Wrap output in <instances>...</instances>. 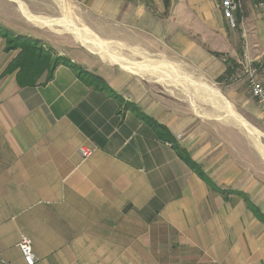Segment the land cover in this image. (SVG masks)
Instances as JSON below:
<instances>
[{
	"label": "crops",
	"instance_id": "0c3cea01",
	"mask_svg": "<svg viewBox=\"0 0 264 264\" xmlns=\"http://www.w3.org/2000/svg\"><path fill=\"white\" fill-rule=\"evenodd\" d=\"M221 1L171 0L167 9L164 0H0L1 26L39 39L43 48L58 46L57 58L101 78L118 95L86 83L64 63L45 82L49 59L35 66L24 55L9 71L20 50L6 51L0 35V264H23L22 234L31 238L38 264H138V258L153 256L139 243H152L156 227H175L180 242L197 236L217 242L221 212L228 231L232 205L243 200L211 191L127 105L165 125L215 183L238 189L248 172L234 162L227 140L148 79L156 76L159 83L165 74L137 73L97 57L72 31L28 21L20 6L71 22L77 5L83 28L116 55L152 65L182 61L217 80L233 112L263 129L250 89L222 78L229 61L239 65L247 56L263 67L264 78V12L255 0H242V20L234 29ZM40 73L36 84L18 81L21 74L35 81ZM82 149L90 154L83 157Z\"/></svg>",
	"mask_w": 264,
	"mask_h": 264
},
{
	"label": "rangeland",
	"instance_id": "374dc122",
	"mask_svg": "<svg viewBox=\"0 0 264 264\" xmlns=\"http://www.w3.org/2000/svg\"><path fill=\"white\" fill-rule=\"evenodd\" d=\"M71 19H73L71 22L83 28L84 25L80 23L81 13L77 5L73 8ZM61 28L57 27L58 33L63 31L60 30ZM72 35L75 38L77 37L73 33ZM88 35L90 34L88 33ZM45 46V54L47 57L50 55L51 60L46 58L43 64L47 59L53 63L57 58L55 54L60 48L58 46L57 49L51 48L49 44H45ZM38 47H43L41 41H39ZM110 50L113 51V49ZM117 51L121 54H126L123 50L118 49ZM95 55L100 57L98 54ZM131 58L130 60L135 62L138 60L144 62L146 60L137 56ZM170 61L173 62L170 65L168 63L161 65L162 71L154 70V73L165 74L167 79L159 83L156 82V76L148 79L153 81L155 88L158 87V89L166 91L172 102L179 101L184 104L187 111L198 114L203 122L212 128V131L218 133L219 135H217L220 138L227 140L226 145L234 162L240 165L243 171L248 172L245 178L249 181L238 189L235 187H228L227 189H242L246 193L249 192L248 194L253 199V202L264 212V121L260 123L263 129L260 128L255 135L250 134L241 124L233 123L225 112L218 110L217 107L219 105L207 93L198 90L191 81L186 79V75L191 80L219 90L221 87L216 85L215 81L217 80L195 71L192 67L182 63V61H178V59L171 58ZM227 74L229 73L224 74L222 78L224 83L233 84L237 82L225 80ZM178 75L184 76L186 80L178 78ZM238 82L246 85V88L248 87L246 81L238 80ZM257 137L258 139H256ZM234 196L236 197V195ZM228 204L231 205L229 202ZM232 206H234V209L231 214H227L226 218L228 231H223L221 226L224 218L223 213L219 212L218 214L219 240L217 242L205 243L199 240V236H197L195 242H180L179 234L175 227L171 226L169 232L162 227H156L152 243L148 242L147 246L145 243L143 245L139 243V249H152L154 252L153 256L138 258V264H264V224L255 218L251 211L246 209L243 201ZM258 255L261 257H258Z\"/></svg>",
	"mask_w": 264,
	"mask_h": 264
},
{
	"label": "trees",
	"instance_id": "16d2710c",
	"mask_svg": "<svg viewBox=\"0 0 264 264\" xmlns=\"http://www.w3.org/2000/svg\"><path fill=\"white\" fill-rule=\"evenodd\" d=\"M165 6H170L171 0H164ZM240 20V17H239ZM0 35L3 37L6 41L5 50L11 51V50H20L19 55L15 58V60L9 65V71L15 70V68L18 65V61L20 58H22L24 55H30V63H32L35 66L40 65V63H43L44 59L49 58L51 60L50 55L47 57L45 54V49L43 47H38L39 39L33 38L26 35H16L13 31L9 30L6 27H3L0 25ZM46 56V57H45ZM64 63L69 65L73 68L75 72L78 73V75L88 84L95 86L96 88L105 90L109 94L117 97L118 95L114 93V91L103 82V80L99 77H96L94 75L86 73L84 70H82L80 67L75 65L73 62L67 59H59L56 58L54 62L50 65V69L48 72V75L46 77V81H49L53 77L54 69L60 64ZM238 66L236 63L234 64V61L228 62V67L225 72L230 73L232 71L233 67ZM33 68V67H32ZM20 70H22V67H20ZM34 71L30 68V71ZM22 75V74H21ZM21 75L18 77V81L21 85H32L36 84L38 78L40 77L41 73L36 75L35 81H28L23 80L21 78ZM130 106L134 111H136L137 115L143 119L154 131L155 135L163 140L170 142L172 144L173 149L176 151L177 155L189 166L190 169H192L209 187V189L218 195H221L225 198V200H231L234 195L236 197L242 199L248 208L249 211L253 214L255 218H257L261 223L264 224V212L261 210V208L256 205L248 193L240 190L235 189H227L222 188L217 183L213 181V179L204 171L202 166L193 160L190 153L187 151L186 148L181 146L177 143L176 139L171 134L170 130L165 126L151 117L145 115L142 113L137 107L134 105H127Z\"/></svg>",
	"mask_w": 264,
	"mask_h": 264
},
{
	"label": "bare ground",
	"instance_id": "6f19581e",
	"mask_svg": "<svg viewBox=\"0 0 264 264\" xmlns=\"http://www.w3.org/2000/svg\"><path fill=\"white\" fill-rule=\"evenodd\" d=\"M20 6L22 8V12L24 13L25 17L28 19V21L32 22L33 24H36V25H39V26L40 25L41 26L47 25V26L53 27V26L56 25V27L57 26H59L60 28L61 27H64V28L72 31L78 37V39L86 47L90 48V50H92L95 54H98V55H100V57H103V58H106L108 60H111V61L115 62V64L116 63H119L124 68H126L128 70H131V71L137 72V73H144L146 71L148 73H153L154 70H161V68H160L161 67V64L160 65H152L149 62L144 61V60H143L144 62L139 61V60L136 61V62H132V61H128L127 59H125L124 56H122L124 58L119 57L118 55L115 54V52H113L114 50L112 51V50L108 49V46H105L106 44H104V42H102L87 27H84V28L78 27L73 22L66 21L65 19H58V18H53V17L52 18L51 17H43L44 15L43 16L36 15V14L32 13L27 8L26 4H24L23 2H20ZM56 27H55V29H56ZM87 32L90 35H88ZM109 44H110V42H109ZM113 45L114 44H112V46ZM164 63H165V61H164ZM170 64L171 63H169V65ZM178 78L185 79L184 76H180V75H178ZM186 79H188L189 81H191L198 88V90H202L204 93H207L210 96V98L213 99L215 101V103L217 105H219V107H221V109H226V111H228L230 113V115L227 112L226 113L233 119V122H237V123L241 124V126L244 127L247 131H249V133L252 134V135H255L256 133L259 132L258 129H256L255 127H253L252 125H250L243 117H241V115L235 113V110L233 112L232 107H231V104L221 94L222 93L221 91H219V90H217V89H215L213 87H210L208 85H204V84L198 83V82H196L194 80H191L189 77H187V75H186ZM259 138H260V136H259ZM256 139H258V137ZM256 141H258V140H256Z\"/></svg>",
	"mask_w": 264,
	"mask_h": 264
},
{
	"label": "built area",
	"instance_id": "2783aa9c",
	"mask_svg": "<svg viewBox=\"0 0 264 264\" xmlns=\"http://www.w3.org/2000/svg\"><path fill=\"white\" fill-rule=\"evenodd\" d=\"M255 3L257 7L264 12V0H255ZM220 7L228 25L231 28L238 27L242 20L243 1L222 0ZM225 80L229 82L238 80L246 81L252 97L257 100L260 111L264 115V78L262 75V66L257 63V61L247 56L237 67L232 68V71L227 74ZM81 153L83 157H87L90 151L88 149H82ZM18 248L22 255L23 264L39 263V258L33 248V242L28 235H21ZM3 264L11 263L4 262Z\"/></svg>",
	"mask_w": 264,
	"mask_h": 264
}]
</instances>
